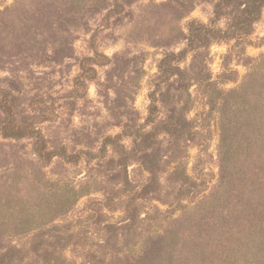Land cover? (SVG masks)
Instances as JSON below:
<instances>
[{"label": "rangeland", "instance_id": "obj_1", "mask_svg": "<svg viewBox=\"0 0 264 264\" xmlns=\"http://www.w3.org/2000/svg\"><path fill=\"white\" fill-rule=\"evenodd\" d=\"M245 220L264 0H0V264H264Z\"/></svg>", "mask_w": 264, "mask_h": 264}, {"label": "trees", "instance_id": "obj_2", "mask_svg": "<svg viewBox=\"0 0 264 264\" xmlns=\"http://www.w3.org/2000/svg\"><path fill=\"white\" fill-rule=\"evenodd\" d=\"M4 135L6 136V137H15V138H21L22 136H20L19 134V136L17 135V134H13V133H11V132H8V130H6L5 131V133H4ZM38 155H39V157L43 160V161H45V162H47V163H49L50 161H52V159L56 156V154L54 153V152H51V153H45V152H38ZM253 222V220H245V222H243V228L241 227V229L238 231V230H236V232H230V234H229V237H230V239H229V245H231L232 243H231V240L232 239H235V238H237V239H240V240H242L243 238H245V236H248L249 234H251V233H247V230L249 229V230H251V231H253V233H254V229H257V227H259L260 226V228L262 229V230H264V220H262V222L261 223H259V225H257V224H254V223H252ZM247 223H250V224H247ZM222 236H220L219 238H221ZM219 238L217 239V243L218 244H220V241H219ZM221 240V239H220ZM226 242H228L227 240H225ZM224 244V243H223ZM217 248V247H216ZM216 250H218L217 252H219L220 250H219V248L218 249H216ZM216 250L215 251H213L212 252V255H217V252H216ZM211 264H219V263H217L216 262V260H215V257L213 258V260H212V262H211Z\"/></svg>", "mask_w": 264, "mask_h": 264}]
</instances>
